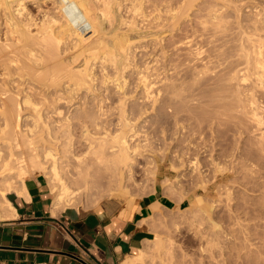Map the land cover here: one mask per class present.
Listing matches in <instances>:
<instances>
[{
    "label": "bare ground",
    "instance_id": "6f19581e",
    "mask_svg": "<svg viewBox=\"0 0 264 264\" xmlns=\"http://www.w3.org/2000/svg\"><path fill=\"white\" fill-rule=\"evenodd\" d=\"M160 1L165 0H159L158 2ZM188 1H192L193 3L194 0ZM131 2L132 1L128 2V4H131ZM133 2L131 9L129 8L130 5H124L122 0H0V94L3 97V95L7 93V96H4L6 98H2L3 101H5L3 105L1 104L3 106L2 113H4V115L1 116L4 117L3 122L1 121L2 123H0L1 219L9 216L10 209H13V206L7 199L6 195L11 190V184L8 181L14 179L15 176L6 177V174L13 173V171L17 169L19 174L16 179L20 178L19 180H21L25 174H28L27 168L29 165L43 170L47 169L52 177L58 181L59 191L57 192L54 201L55 208H64L62 207V204H68L70 206V203L75 200L74 197L76 198L75 195L77 193V195H79V190L76 191L72 189L69 183L63 179L58 167L61 156L57 148L60 146L58 143L63 135L62 132L65 131L71 136L69 139L70 141L75 134L74 130L76 126H78L79 131H81V135L87 144V149L85 150L86 155H83V157L81 155H76L74 152L75 150H73V145L69 146L66 153H70L73 157L79 158L80 161H85L84 166L81 164V167L82 173L85 176L84 182L86 188L96 185L98 181H101L106 176H109L107 182L108 185L112 186L114 184H119L121 183L120 179L124 174H131L136 171L138 166H141V144L137 142L135 143V140L137 139V131L131 127V120L124 107L127 98L126 96L128 94L126 91V75H124L125 77L123 76L124 78L118 77L121 64L125 61L124 66H126L122 68H127L128 70L127 65H130L128 64V61L130 59L132 60L134 57L132 54L133 57L131 58V55L128 59L127 54L130 53L126 51L131 47L130 43L133 40L131 37L134 33L133 27L136 25L133 22H135L134 20L137 18L132 19L134 16L129 18L130 15L125 13L134 10L133 14H138L139 12V14L142 15L145 11V9L143 12L140 11L141 8H144V5L141 6L140 1L138 2L137 0L135 2H138V4ZM216 2H218V0L214 1V6H216ZM167 3L168 5L171 4L170 2H165V4L162 2L161 4L166 6ZM225 3H227V1ZM47 4L51 5L50 7L52 9L47 10ZM161 4L159 3V7L162 6ZM189 4H191V2ZM189 4L187 3L188 6ZM213 5L210 4V6H212L211 10H206V13L209 12L208 15L205 14L206 19L204 21L201 19L203 22L199 20L203 23L201 31H207L210 29L217 31L227 30L228 28L225 25L227 17H224L225 22H221L224 20L223 16L225 15V12L223 11L225 8L224 6L226 5L219 6V4H217L219 6L218 8ZM171 6L172 4L167 9H173ZM32 8L36 11H33ZM155 9L153 10L156 12L159 8L157 7ZM161 9L162 7L160 8V11L167 10L166 8ZM187 9H189V7H187ZM238 9L240 8L238 7ZM153 12L154 11H152V16H150L152 17V20L153 14L155 13ZM251 12L249 14H253ZM160 13L162 12H158V15H160ZM168 13L169 11H167V14ZM256 14L258 13H255V16ZM125 15H128V17ZM161 16H157V19ZM202 16L201 18H203ZM255 16L254 20L258 17ZM144 17L143 20H146L147 17L149 18V16L146 18ZM163 17L165 18L166 16ZM196 17L198 18V16ZM247 17L248 20H252V24L255 22L253 21V18L249 19L250 17ZM126 18H129L130 20H127ZM171 19L172 16L170 18L171 22L168 24L167 21L166 23L168 26L172 24L173 19ZM160 20L165 21L168 20V18H161ZM152 22L155 26V22L157 21L155 19V21L153 20ZM143 23L144 22L142 21L141 25ZM162 23H160V28L163 26ZM256 23L257 18L254 23L255 25L248 23L247 25L249 26L246 25L247 27H243V25H241L243 23H239L241 25L238 24L239 29L236 31L234 30L231 33V36L233 35L234 39H230L231 44L228 45L226 42H223L220 47L217 46V48L214 49L210 48L211 46L206 48V46L202 44L204 41L195 40L198 36L202 38V34L205 35V32L201 33L199 31V26H197V29L198 33H201H199L200 35H197L198 33L195 32L197 29H193L194 32L191 31L194 34L196 33L197 37H193L195 39L191 38L192 33L190 35V32L188 33L192 27L187 30V143L191 144V138L193 139L194 136L199 140L198 142H200V140L202 142L205 134L203 133L204 130L201 131L200 128L202 127V124L205 123L207 125L208 122L210 124L208 126H211V129H215L218 125L223 126V124L225 125L231 122L236 124L239 123V125L240 123L242 125V122L245 121L247 123L250 122L253 123L252 125L257 127V129L264 124V117L262 118V113L260 114L259 112V109H261L260 106L262 105V102L260 101L261 99L259 100L261 94L258 93H264V91H261L264 89V27H262V25L259 26L258 23ZM147 24L142 26H146ZM190 24L191 23H189V25ZM158 25L155 27L158 28ZM189 25H187V27ZM170 26L173 27L172 25ZM190 26L194 25L191 24ZM146 27L148 28V25ZM147 28L145 29L147 30ZM160 28L159 30H161ZM169 28L170 27H168V29ZM136 29L143 30L144 28L136 27ZM163 29L161 31H164ZM170 30L172 29L170 28L168 31ZM132 31L133 33L131 34L130 32ZM214 32L216 33V31ZM151 33L148 35H151ZM165 33L167 34V32ZM92 34H94L95 37L93 36V39L90 38V45H85L87 55L85 54V56L82 57L83 59L80 58L81 56L79 57L80 59L76 56L78 55L76 54L77 52L71 54L72 49L69 44L71 42L68 43L67 39L70 41L71 39L75 40L73 41V44L76 46L78 43H76V41H79L81 44V41L86 35H89L88 37H90ZM130 34L132 35L131 37ZM138 34L140 33H137V35ZM153 34L154 33H152V36H154ZM140 36L138 40L141 38ZM133 37H135V35ZM137 37H135V39ZM160 38L161 36L159 39ZM201 40L204 39L202 38ZM64 42L67 45H64ZM175 42L178 43V41ZM139 47L140 46H138V48ZM85 50L84 52H86ZM134 54L136 53L134 52ZM136 59L134 58L133 60ZM150 61L151 60H149V62ZM141 62L139 63L141 64ZM96 63L101 67V71L105 72L106 70V74H109L107 72L110 68L108 67L109 69L107 70L106 67L104 68V65L112 64V67L113 65L114 67L118 66V70L116 68H114L115 70L113 69V72H116H114L116 78L114 76L113 78L112 76L106 75L109 78H113L112 81H115L114 84L111 80L109 81L113 86L115 85L114 87L118 88L117 91L119 92V98H116V101L121 105L114 112H111V109L114 107H111L107 102V100L112 98L110 94L107 93L110 92V90L107 91V89L103 87L101 88L102 85L104 86L103 83L106 82L107 77L105 78L104 76V80L102 78L101 80L99 79L102 82L99 87L105 89L107 92H101L100 89L99 92L101 93L95 94L92 93L89 88L94 85V81L97 78V73L93 72ZM140 64L137 65L139 66ZM145 64L147 65L148 62ZM146 65H144L145 69L148 67V65ZM132 66H136V64ZM42 67L43 69L46 67L47 70L44 69L46 72L41 69ZM40 69L42 71L38 73V70ZM18 70L20 71V74L17 75L24 79L17 82L19 83L17 86L14 85L16 87L15 89V87H13L14 79H12L11 76ZM110 70L112 72V69ZM124 70L121 71L123 72ZM124 72H126V70ZM139 72L142 73L140 74V80L143 83V91L146 96L149 97L152 92L151 89L153 88L147 82L145 72L143 70ZM28 78H31L32 80L37 79V81L44 80L41 82H43V85L47 86V89H45L42 99H39V97L36 98L33 95V84L29 85V87L23 86V84L28 82V80H26ZM99 80H97V82ZM109 81L107 84H110ZM38 84V86H41L40 83ZM58 85H60V87L62 85L63 90L59 91L57 87ZM52 86L55 87V89L57 87L58 90L53 89L52 91V89H48V87L50 88ZM35 88L37 87H34V89ZM82 88H85L83 94L79 92ZM91 88L94 87L92 86ZM180 89L182 90V87H180ZM35 90L37 91V89ZM36 91L34 93L37 94L39 91ZM173 91H175L174 93L176 96H186L185 92L182 94L183 90L176 91L174 88ZM39 93H41V91ZM75 99H78V101ZM91 105L95 106L99 117H106L115 114L116 121L112 123H104L103 120L100 122L95 117H90L91 119H89L88 117L90 114L81 111H85V109L88 111L87 108L90 109ZM25 109L30 111L28 112V115L24 113ZM74 110H78V113L73 114ZM191 123L200 126L199 129L195 127L198 131L195 128L193 130L190 129ZM247 123L244 126L245 129H247ZM90 127H94V130H91ZM78 128L76 130H78ZM239 130L242 131L241 129ZM251 133L253 132L251 131ZM263 133H260L261 136ZM42 135H44L45 139H43L41 149H37L35 143L40 139L38 137H41ZM251 135L253 136V134ZM46 142H50L51 145H47ZM200 143H193V145H190L191 149L193 148L195 150L196 156H199L200 152L206 153V151H208V147L205 146L206 144L204 143L203 145ZM191 149H189L190 151H187L188 153L191 152L193 154L194 150L192 149V152ZM209 149L211 150V148ZM89 153L90 155L87 156ZM195 155L193 157H195V161L197 159L196 162L198 163L199 159ZM190 159L191 158L188 160ZM191 163L194 164L195 162L191 160ZM196 166L199 167V165ZM92 179H94V183L91 181ZM213 228H215V225ZM218 229L220 230L221 228ZM147 250L148 248L145 245L138 255L125 261L123 264L140 263L141 260L145 259L144 257H146V254L144 255V253H147Z\"/></svg>",
    "mask_w": 264,
    "mask_h": 264
},
{
    "label": "rangeland",
    "instance_id": "374dc122",
    "mask_svg": "<svg viewBox=\"0 0 264 264\" xmlns=\"http://www.w3.org/2000/svg\"><path fill=\"white\" fill-rule=\"evenodd\" d=\"M130 1L133 2V0H122V3L124 5H130L129 8H131L132 2L131 4H128ZM136 1L134 0L133 3ZM139 1L141 2V6L144 5V8H141L140 10L143 12L145 9L144 14L142 13L141 15L138 12V14L136 13V16V14H133L134 10L131 11L132 15L130 11L125 13L131 16H129V18H132V16H134L132 19L137 18L134 20L135 22H133L137 25L133 27L134 33L133 31L130 33H133V36L135 35V37L141 35V38L138 40L139 36L135 39V37L130 34V37L132 36L131 38L133 39H131L132 41L130 43L131 51L130 49L126 51L130 53L127 54L128 59L129 56L132 54L134 55V57L133 55L131 56V58H133L130 60L132 61V65L136 64V66H132L131 61L127 60L130 65H127L128 70L127 68H124L126 70V72H124L125 70L122 68L126 66H124V61L121 64V67H119V75L121 76L118 75V71L117 75L120 78H124V75H126V91L128 94L126 96L127 98L124 107L131 120V127L137 131V139L135 140V143L137 142L141 144V166H138L136 171L131 174H124L121 177V183L119 184H114L112 186L108 185L107 182L109 176H106L101 181H98L96 185L86 188L84 182L85 176L82 173L81 167V164L84 166L85 161H80L79 158H75L70 153H66L69 146L73 145V150H75L74 152L76 155H81L82 157L83 155H86L85 150L87 149V144L85 139L82 137L78 126L75 127V134L70 141L69 139L71 136L63 131V135L58 143L60 146L57 148L61 156L58 167L63 179L69 183L71 188L76 191L79 190V195H77L78 193L75 195L76 198L74 197L75 200L70 203V206H76L79 208H99L102 205L110 204L120 212L124 213L132 211L139 201L146 198V196L154 190L155 186L158 185L163 188L164 194L167 197L165 198L167 207L164 210L157 211V216L154 221L155 237L148 245H146L148 248V252L144 253V255L146 254V257H144L145 259L141 260L138 264H264V124L257 129V127L252 125L253 123H247L245 121L248 125L246 126L247 129H245V122H242V125L241 123L239 125V123L236 124L231 122L225 125L223 124V126L220 125L221 127L218 125L215 129H211V126H208L210 125L208 122L207 125L205 123L202 124L201 129L200 126L191 123L190 129L193 130L196 127L198 129L200 128L201 131L204 130L205 132L203 131V133L205 134V137L202 139L203 143L201 140V143L198 142L199 140L195 138L196 136H194L193 139L191 138V144L187 143V34L189 32V35L191 33L194 34L193 29L195 30L197 29V26H199V31L201 33L205 32V35L202 34L203 37L201 36L204 40H201L202 38H200V36L197 37V35L201 34L200 32V34L198 33V29L195 30L198 34L196 35L195 33V36L191 34V38L197 37L196 39H193L204 41L202 44H204L206 48H209L210 46L212 49L217 48V46L220 47L223 42L230 45V39L234 40L231 33L234 30L236 31L239 29L238 26L241 23H243L241 24L243 27L248 23L255 25L254 23L257 18L258 25L264 27V0H224L225 2L227 1V3L223 0H218L216 3L219 4V6L226 5L224 6L225 8L223 7V12H225L226 15L223 16V19L224 17H227L226 22L225 19L221 22H225L228 29L222 31L210 29L207 30L208 32L201 31L203 23L200 21H202L201 19H203V21L206 19L205 16L209 13H206V10H211L212 6H210V4H215V0H194L193 3L190 1L191 4H189L190 2L188 0H165L160 2H158L159 0H138V2ZM138 2L135 4H138ZM162 2L163 4H165V2H170L174 11L173 9H171L172 11L167 9L171 4L168 5L167 3L168 6H165L161 4ZM159 3L162 5V9L166 8L167 10L164 11L161 9L162 11H160L161 7H159ZM217 4L216 6L218 8L219 6ZM47 6V10L52 9L50 7L51 5L47 4ZM157 7L159 9L155 12V8ZM187 7H189V9H187ZM238 7L240 9H238ZM33 11L36 10L33 9ZM152 11L155 12H153V20L155 21L156 19L157 22H155V26L157 27L159 24L158 28L153 25L152 17H150L152 16ZM167 11H169L168 14ZM249 11H252L251 13L253 14H249ZM158 12L164 14L160 13V15H158ZM255 13H258L256 14L258 17L255 16ZM169 14L170 18L172 16L173 19H171L172 24H170L173 27L170 25L168 26L171 22ZM128 15L125 16L128 17ZM138 15L142 17H139ZM147 16H149L151 20ZM157 16L161 17H158L157 19ZM163 16H166L165 18H168V20H160L161 18L165 19ZM196 16L200 18L198 19ZM201 16L203 18H201ZM247 16L250 17L249 19L253 18V21L255 22L252 24V20H248ZM254 16L256 17L255 20ZM143 17H147L148 20L147 18L146 20H143ZM129 18L126 19L130 20ZM139 21L141 23L142 21L144 22L142 25L148 23V28L146 27L147 25L142 26ZM167 21L168 24H166ZM160 23L163 25L161 28ZM189 23L194 26H190L191 24L189 25ZM187 25H189L190 28L189 26L187 27ZM136 27H142L144 29L139 30L140 28L136 29ZM168 27L172 30L168 31L170 29H168ZM145 28H147V30ZM159 28L164 31L159 30ZM189 29L191 30L187 33V30ZM213 30L216 31V33ZM149 31L150 33H154V36H152V33L151 35H148L150 34ZM159 32H163L165 36L163 33L160 34ZM165 32H167V34ZM137 33L140 34L137 35ZM159 34L161 36L160 39ZM88 36L86 35L84 38L86 40L83 39L84 41H81L82 43L84 42L83 44L76 41V43H79H77V47L73 44V41L75 40L71 39L70 41L67 39L68 43L71 42L69 43L73 51V53L71 51V54L77 52L76 54L78 55L76 56H78V58L80 56V58L84 57L85 54L87 55L85 45H90L89 42L93 39L92 37L94 34L90 37ZM175 41H178V43ZM66 43L64 42V45ZM138 46H140V49ZM83 49L86 52H84ZM78 51L81 53L79 54ZM134 52L136 54L138 52V54L136 55ZM134 58L137 59L133 60ZM149 60L151 61L149 62ZM145 61L148 62V67L146 69L144 66L146 65ZM137 64L140 65L138 66ZM96 65L93 69V72L97 73V78L94 81L95 83L92 85L94 88H91L92 86L89 88L91 92L95 94L107 92L109 90L110 92H113H107L112 97L110 100H107V102L111 107H114L111 109V112H114L121 105L116 101V98H119V92L117 91L118 88L114 87L115 85L113 86L115 81H112L114 77L116 78V76H114L116 75V72L114 71V73L113 69L116 68L118 70V66L114 67L113 65L112 67V64L104 65V68L106 67L107 70L109 68L112 69V72L110 69L108 70L107 73L110 74L111 72L109 75L105 73L106 70L105 72L101 71V67L98 63H96ZM136 68L139 71L143 70L145 72L147 82L153 88L151 89L152 92L149 97L146 96L143 91V83L140 80V74L142 73ZM41 69H43V67ZM41 69L38 70V73L42 71ZM44 69L47 70L46 67H44ZM44 69L43 71H45ZM121 70L124 71L122 72ZM17 74H20L19 70L11 76V78L14 79L13 87L19 84L17 82L24 79ZM106 75L114 77L109 78ZM104 76L105 78L107 77L106 82L103 83L104 86H101L100 84H102V82L100 80L101 78L103 79ZM26 80H28V84L25 83L26 85L23 84V86L29 87V85L33 84L32 87H37L35 89L39 92L41 91V93H39L33 87V91L31 90L33 95L36 98L39 97V99H42L44 91L47 89V86L43 85V82H41L44 80L37 81V79L32 80L31 78ZM97 80L99 81L97 82ZM109 80H111L113 84ZM108 81L110 84H107ZM38 83H40L41 86H38ZM99 85L101 88L103 87L107 89V91L101 89ZM52 87H48V89H52L53 91V89L56 90L58 87L59 91L63 90L62 85L61 87L58 85L56 89L55 87ZM180 87H182L183 90L182 94L185 92V97L175 95L173 89L175 88L176 91H182ZM100 89L101 92H99ZM83 90L85 91V88H82L79 92L83 94ZM35 91L37 94L34 93ZM261 91H264V89ZM258 93L261 94L259 100L261 99L262 107L260 106L261 109H259V112L260 114L262 113L261 115L263 118L264 93ZM6 94L3 95V97L7 96ZM3 97H0V123L3 122L4 117L1 115H4V113H2V105L5 101H3V99L6 97ZM75 100L78 101V99ZM87 109L88 111L85 109V111L81 112L90 114L88 117L89 119L95 117L100 122L103 120L104 123H112L116 121L115 114L106 117H99L94 105H91V108ZM28 112L30 111L25 109L24 113L28 115ZM74 113H78V110H74L73 114ZM77 128L78 130H76ZM90 129L94 130V127H90ZM251 131L253 133H251ZM260 133H263V135L261 136ZM251 134H253V136ZM38 138L42 139L41 141L38 139L35 145L37 149H41L43 139L45 138L44 135ZM196 141L203 145L205 143V146L208 147V151H206V153L200 152L199 156H196L195 150L192 148L195 152L194 153L190 147L193 143L197 144ZM46 143L47 145H51L50 142ZM209 148H211V150ZM189 149H191L193 154L191 152L188 153L187 150ZM89 155L90 153L87 154V156ZM194 155L199 159L198 163L196 162L197 159L195 161V157H193ZM189 158L191 159L188 160ZM191 160L195 162V165L191 163ZM196 165H199V167ZM27 169L28 174H25L21 180H19L20 178L16 179L19 174L17 169L13 171V173L6 174V177L15 176L14 179L8 181L11 184V190H13V187L14 189H17V185L20 182L25 183L27 178L37 174H43L49 180V186L55 199L57 192L59 191V183L52 177L51 173L48 172L47 169L43 170L30 165ZM93 180L94 179L91 181ZM199 181L204 184L202 185ZM62 205V207L69 206L68 204ZM214 225L215 228H213ZM218 228L221 229L219 230ZM204 242L207 243L205 244Z\"/></svg>",
    "mask_w": 264,
    "mask_h": 264
},
{
    "label": "crops",
    "instance_id": "0c3cea01",
    "mask_svg": "<svg viewBox=\"0 0 264 264\" xmlns=\"http://www.w3.org/2000/svg\"><path fill=\"white\" fill-rule=\"evenodd\" d=\"M165 198L157 185L124 213L110 204L57 209L48 178L31 176L7 193L13 209L0 218V264H123L154 239Z\"/></svg>",
    "mask_w": 264,
    "mask_h": 264
},
{
    "label": "built area",
    "instance_id": "2783aa9c",
    "mask_svg": "<svg viewBox=\"0 0 264 264\" xmlns=\"http://www.w3.org/2000/svg\"><path fill=\"white\" fill-rule=\"evenodd\" d=\"M39 264H45V263H39Z\"/></svg>",
    "mask_w": 264,
    "mask_h": 264
}]
</instances>
